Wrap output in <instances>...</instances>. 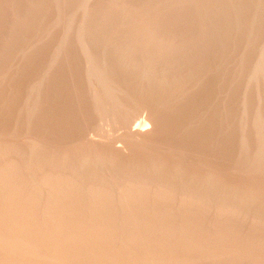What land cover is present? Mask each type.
I'll use <instances>...</instances> for the list:
<instances>
[{"label": "rangeland", "instance_id": "obj_1", "mask_svg": "<svg viewBox=\"0 0 264 264\" xmlns=\"http://www.w3.org/2000/svg\"><path fill=\"white\" fill-rule=\"evenodd\" d=\"M0 264H264V0H0Z\"/></svg>", "mask_w": 264, "mask_h": 264}, {"label": "bare ground", "instance_id": "obj_2", "mask_svg": "<svg viewBox=\"0 0 264 264\" xmlns=\"http://www.w3.org/2000/svg\"><path fill=\"white\" fill-rule=\"evenodd\" d=\"M68 38V37H67ZM171 42V41H170ZM145 120H143L141 123H138L136 124V126H134V128H132V132H135V133H143L144 132V129L148 124L146 122H144ZM146 123V125H145ZM145 125V127H143ZM142 128V129H141ZM76 147V146H75ZM237 252V251H236Z\"/></svg>", "mask_w": 264, "mask_h": 264}]
</instances>
